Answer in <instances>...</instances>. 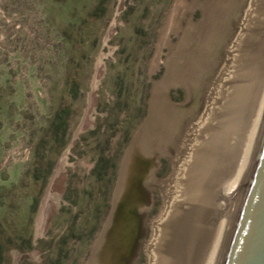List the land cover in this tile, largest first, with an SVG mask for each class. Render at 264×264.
Instances as JSON below:
<instances>
[{
  "label": "rangeland",
  "instance_id": "374dc122",
  "mask_svg": "<svg viewBox=\"0 0 264 264\" xmlns=\"http://www.w3.org/2000/svg\"><path fill=\"white\" fill-rule=\"evenodd\" d=\"M249 2L0 0V264H149Z\"/></svg>",
  "mask_w": 264,
  "mask_h": 264
},
{
  "label": "bare ground",
  "instance_id": "6f19581e",
  "mask_svg": "<svg viewBox=\"0 0 264 264\" xmlns=\"http://www.w3.org/2000/svg\"><path fill=\"white\" fill-rule=\"evenodd\" d=\"M225 53L220 86L177 148L149 264L224 262L264 140V0H250Z\"/></svg>",
  "mask_w": 264,
  "mask_h": 264
},
{
  "label": "water",
  "instance_id": "95a60500",
  "mask_svg": "<svg viewBox=\"0 0 264 264\" xmlns=\"http://www.w3.org/2000/svg\"><path fill=\"white\" fill-rule=\"evenodd\" d=\"M223 264H264V140Z\"/></svg>",
  "mask_w": 264,
  "mask_h": 264
}]
</instances>
